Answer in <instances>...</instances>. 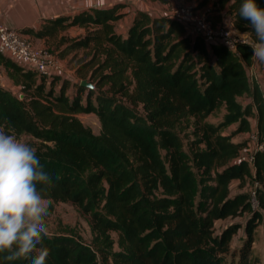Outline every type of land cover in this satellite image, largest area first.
Instances as JSON below:
<instances>
[{"label":"trees","instance_id":"obj_1","mask_svg":"<svg viewBox=\"0 0 264 264\" xmlns=\"http://www.w3.org/2000/svg\"><path fill=\"white\" fill-rule=\"evenodd\" d=\"M188 1L206 9L213 26L225 25L224 12L248 42L235 50L206 43L166 14L144 10L121 34L116 3L18 30L53 45L45 47L50 53L78 57V80L0 54L22 95L0 85V130L37 142L53 178L51 187L38 185L46 199L70 201L89 216L88 242L71 228L44 238L47 264H261L251 250L255 227L264 225V93L245 69L255 62V33L239 16L244 0ZM70 27L76 32L68 35ZM221 107V120L209 121ZM79 113L94 114L99 132ZM239 133H253L263 149L233 141ZM239 217L243 225H217ZM0 264L30 262L0 255Z\"/></svg>","mask_w":264,"mask_h":264},{"label":"clouds","instance_id":"obj_2","mask_svg":"<svg viewBox=\"0 0 264 264\" xmlns=\"http://www.w3.org/2000/svg\"><path fill=\"white\" fill-rule=\"evenodd\" d=\"M239 16L250 21L257 41L253 56L264 62V7L256 0H244ZM52 179L34 147L0 130V255L5 261L47 264L50 249L43 240L49 234L46 217L52 202L38 185L51 187Z\"/></svg>","mask_w":264,"mask_h":264},{"label":"built area","instance_id":"obj_3","mask_svg":"<svg viewBox=\"0 0 264 264\" xmlns=\"http://www.w3.org/2000/svg\"><path fill=\"white\" fill-rule=\"evenodd\" d=\"M194 9L193 2L178 0L172 4L167 13L170 18L180 22L187 33L200 34L206 43H221L232 50L239 44H245L248 39L227 25H212L205 18L206 9ZM164 14V13H159ZM0 54L21 65L25 69H31L41 74L60 73L61 66L57 56L46 50L41 45L34 44L27 36L17 29L5 26L0 20ZM0 85L4 86L2 68L0 66ZM17 97L22 95L17 91ZM250 138L258 149L263 145L256 144L255 135ZM251 161L248 154L243 156Z\"/></svg>","mask_w":264,"mask_h":264},{"label":"crops","instance_id":"obj_4","mask_svg":"<svg viewBox=\"0 0 264 264\" xmlns=\"http://www.w3.org/2000/svg\"><path fill=\"white\" fill-rule=\"evenodd\" d=\"M176 2L178 0H0V20L5 26L17 30L23 27L37 28L46 18L57 15H71L93 8L111 7L113 4L120 3L122 4L120 11L124 15L114 22V29L116 32L124 34L136 10H144L152 15L165 14L169 7ZM220 23L230 25L231 18L222 12ZM74 31L76 32L75 27L68 29L70 34H74L72 33ZM41 41L35 39L33 43L40 45ZM254 63L251 65L253 66ZM2 73L3 87L12 92H17L18 88L13 85L4 70H2ZM262 79L263 82L261 77L259 79L255 78L260 83L261 90L264 93V76Z\"/></svg>","mask_w":264,"mask_h":264},{"label":"rangeland","instance_id":"obj_5","mask_svg":"<svg viewBox=\"0 0 264 264\" xmlns=\"http://www.w3.org/2000/svg\"><path fill=\"white\" fill-rule=\"evenodd\" d=\"M212 4H213L212 1H210L207 6H212ZM199 10L202 11L201 9ZM72 33H75V31ZM66 34L69 35L70 33L67 31ZM189 34L194 35L193 33H189ZM40 45L46 48L50 46L44 41H41ZM50 47L55 48L53 45ZM55 50H56L55 51L56 54L54 53V55L57 56L59 49H55ZM57 58L61 66L60 73L62 74V76L70 78L71 81L82 78V76L76 74L74 70L78 57L75 58L74 60L71 59L70 55H66L64 57L57 56ZM254 61L255 63L253 66L251 65L245 67L248 78L251 81V80H255V78L259 79L261 77V81L263 82L262 78L264 76V62L257 60L255 57H254ZM85 82L87 83L86 80ZM238 101L242 105H244L247 102V99L245 97H241L238 98ZM224 111H225L224 108L221 107L215 114L210 115L207 119L211 122L216 123L221 120ZM78 117L85 125H88L94 133L99 132L100 129L99 122L94 114L79 113ZM250 121L251 124L253 125V119H250ZM234 127L235 125L232 124L228 126L225 130L226 132H229L232 129H234ZM181 135H183V132H181ZM18 137L28 142L34 148L37 146V142L27 135H21ZM244 139H249L250 141L249 143L252 145L254 144L250 138V133H239L233 137V141H242ZM236 184L237 181L232 182L231 184L232 189H235ZM51 202L52 203L49 208V215L48 217H46V224L49 229V234L60 233L61 231H64L65 228H71L73 229V231H76L83 238L85 242H88L90 239L89 216L82 213L78 209V207L70 201H56V202L51 201ZM232 221H240L239 222L240 225H243L242 217L236 219H229V218L224 219L221 220L217 225L222 226ZM242 233H243L242 228H239V230L234 236L236 241L238 237L241 236ZM111 234L113 237H115V233L112 232ZM251 256L258 258L259 260H261V264H264V225L262 223L258 224L254 229Z\"/></svg>","mask_w":264,"mask_h":264},{"label":"water","instance_id":"obj_6","mask_svg":"<svg viewBox=\"0 0 264 264\" xmlns=\"http://www.w3.org/2000/svg\"><path fill=\"white\" fill-rule=\"evenodd\" d=\"M81 83H82L83 85H88V86H90V87L92 86L91 84H89V83H86V82H85V80H84V81H82Z\"/></svg>","mask_w":264,"mask_h":264}]
</instances>
